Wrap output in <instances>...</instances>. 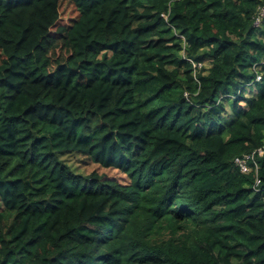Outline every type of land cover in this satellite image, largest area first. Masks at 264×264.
Here are the masks:
<instances>
[{
	"label": "trees",
	"instance_id": "1",
	"mask_svg": "<svg viewBox=\"0 0 264 264\" xmlns=\"http://www.w3.org/2000/svg\"><path fill=\"white\" fill-rule=\"evenodd\" d=\"M62 1L0 0V264H264V0Z\"/></svg>",
	"mask_w": 264,
	"mask_h": 264
},
{
	"label": "built area",
	"instance_id": "2",
	"mask_svg": "<svg viewBox=\"0 0 264 264\" xmlns=\"http://www.w3.org/2000/svg\"><path fill=\"white\" fill-rule=\"evenodd\" d=\"M264 20V6H259V11L257 15L254 17V25L255 27H261L262 23ZM207 63L203 62H194V66L197 67H202ZM261 75L257 76V81H261ZM264 154V147L258 148L253 152L250 153H245L242 156H237L235 158V163L239 167V169L243 173H249L251 171H254L257 175L256 177V183H255V190L260 191L261 187V178L259 177V163H258V158Z\"/></svg>",
	"mask_w": 264,
	"mask_h": 264
},
{
	"label": "rangeland",
	"instance_id": "3",
	"mask_svg": "<svg viewBox=\"0 0 264 264\" xmlns=\"http://www.w3.org/2000/svg\"><path fill=\"white\" fill-rule=\"evenodd\" d=\"M77 16H78V11L76 7L69 0H63L61 5V19L59 20L60 21L59 24H70L72 19L76 18ZM207 61L210 60L207 59ZM256 91H257V86L247 87L248 96L256 95L257 94ZM80 158L83 157L80 155L73 154L72 156L69 157V163L72 165V168H74L77 172L83 174L89 173L92 170V166L85 165L86 164L85 162L81 163ZM114 172H112V174H114ZM0 206H2L1 203Z\"/></svg>",
	"mask_w": 264,
	"mask_h": 264
}]
</instances>
